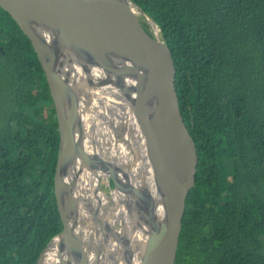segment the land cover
Here are the masks:
<instances>
[{"label": "trees", "instance_id": "obj_1", "mask_svg": "<svg viewBox=\"0 0 264 264\" xmlns=\"http://www.w3.org/2000/svg\"><path fill=\"white\" fill-rule=\"evenodd\" d=\"M135 1L166 33L198 150L175 264H264V0ZM59 142L45 71L0 6V264H39L63 230Z\"/></svg>", "mask_w": 264, "mask_h": 264}, {"label": "water", "instance_id": "obj_2", "mask_svg": "<svg viewBox=\"0 0 264 264\" xmlns=\"http://www.w3.org/2000/svg\"><path fill=\"white\" fill-rule=\"evenodd\" d=\"M0 6L30 39L56 109L54 187L63 230L42 256L57 240L65 264L94 263L75 202L74 188L85 176L101 192L107 181L114 194L126 179L119 233L112 226L118 236L113 264H175L198 150L180 109L177 66L162 25L135 0H0ZM83 101L89 110L96 101L134 122L147 150L142 173L135 169L138 151L110 165L97 147L93 154L83 148Z\"/></svg>", "mask_w": 264, "mask_h": 264}, {"label": "bare ground", "instance_id": "obj_3", "mask_svg": "<svg viewBox=\"0 0 264 264\" xmlns=\"http://www.w3.org/2000/svg\"><path fill=\"white\" fill-rule=\"evenodd\" d=\"M82 103L87 110L86 102L83 101ZM89 108L88 118L87 113L82 112L84 116L82 124L84 123L86 129L85 145L82 144L83 148L93 154L95 151L92 147H97L104 153L105 157H108L106 161L110 165L124 164L130 158H135L134 153L138 151L140 158H138L135 169L142 173L146 165L147 150L143 137L138 134V129H135L133 125L134 122L122 112H111L104 106H98L96 101L92 102ZM144 153L145 158H143ZM111 168L104 170L108 172ZM78 180L82 186L79 185L74 188V192H77L79 196V199L75 198V202L78 210L80 208V214L83 216L81 239L85 242L86 247H89L90 261L93 263L98 259L100 264L102 261L104 264H113L112 259L116 255L118 236L114 234L112 224H114L115 218L121 219L125 215L123 200L126 179H122V186L112 197L114 210L112 209L110 212L108 211L110 202L99 191L98 186L85 176L80 177ZM80 186L81 188L78 190ZM106 201L107 210L104 205ZM91 235H95L94 238ZM100 248L102 249L101 252ZM44 259V264H65L64 250H62L59 241L55 240L49 246Z\"/></svg>", "mask_w": 264, "mask_h": 264}, {"label": "rangeland", "instance_id": "obj_4", "mask_svg": "<svg viewBox=\"0 0 264 264\" xmlns=\"http://www.w3.org/2000/svg\"><path fill=\"white\" fill-rule=\"evenodd\" d=\"M102 188H103V193H104V195L108 198V200H109V202H110V205H109V208H108V211L110 212V211L113 209V207H114V202H113V199H112L113 194H114V191L112 190L113 187H112L111 185H109V184L107 183V181H104V182L102 183V186H101V189H102ZM104 205H105V209H106V208H107V201H106V203H105ZM106 210H107V209H106ZM112 226H113V228L115 229V231H116L117 233H119L118 229H119V227H121V219H120V218H115V219H114V224H112ZM94 236H95V235H93V236L91 235L92 238H94ZM91 248H93V246H91ZM44 255H45V253H44ZM44 255L42 256V258H41L39 264H44V261H45V259H44ZM96 262H97V259L95 260L94 263H96Z\"/></svg>", "mask_w": 264, "mask_h": 264}, {"label": "flooded vegetation", "instance_id": "obj_5", "mask_svg": "<svg viewBox=\"0 0 264 264\" xmlns=\"http://www.w3.org/2000/svg\"><path fill=\"white\" fill-rule=\"evenodd\" d=\"M102 190V193H103V188L101 189ZM104 194V193H103Z\"/></svg>", "mask_w": 264, "mask_h": 264}]
</instances>
